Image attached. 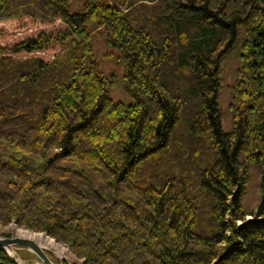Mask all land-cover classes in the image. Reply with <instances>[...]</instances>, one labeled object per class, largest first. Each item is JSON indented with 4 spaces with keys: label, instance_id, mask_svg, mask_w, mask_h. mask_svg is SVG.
<instances>
[{
    "label": "trees",
    "instance_id": "1",
    "mask_svg": "<svg viewBox=\"0 0 264 264\" xmlns=\"http://www.w3.org/2000/svg\"><path fill=\"white\" fill-rule=\"evenodd\" d=\"M10 18L61 25L0 45V225L67 245L63 264H264V208L241 201L264 165V0H0ZM92 30L123 52L134 103L89 60ZM0 264L19 263L0 248Z\"/></svg>",
    "mask_w": 264,
    "mask_h": 264
},
{
    "label": "rangeland",
    "instance_id": "2",
    "mask_svg": "<svg viewBox=\"0 0 264 264\" xmlns=\"http://www.w3.org/2000/svg\"><path fill=\"white\" fill-rule=\"evenodd\" d=\"M113 1L115 0H105ZM85 0H70V10L72 12H81L83 10ZM214 5H220L223 0H211ZM232 3L228 2V9H232ZM61 22L56 21L54 24H43L39 20H33L31 18H10L0 20V45L12 44L13 42L26 37L28 35L35 34L42 29L51 30L59 27ZM92 41L94 45V51L90 56L97 60L100 68H102L106 74L115 75L120 81L118 86H114L111 89L110 95L115 101H122L126 104H132L135 102L134 97L123 84L125 66L123 62V52L119 47L109 44L104 35H100L97 30H92ZM246 37L245 27L240 25L237 38L233 47L223 56L221 60V88L218 96V105L221 109L222 124L226 131L232 128V116L228 110V105L232 98L231 86L235 83L237 70L240 67V54L243 41ZM59 50L49 49L48 55L43 57L48 58ZM264 155V149H263ZM241 160H245L244 154L240 155ZM249 181L246 185L245 191L242 194L241 201L243 207L251 212H256L260 207L264 208V165H260L258 162L249 164ZM251 217V216H249ZM19 227V228H18ZM19 231H25L28 234H39L43 237L49 238L54 245H57L64 255L60 256L55 251L45 248L47 253L52 255V259L57 264H63V261L70 262L72 258L70 248L60 242H57L54 238L47 236L46 233H38L39 231L30 230L28 228L20 227L15 222L8 225H0V236H20ZM33 231V232H32ZM29 238V237H27ZM15 252L13 253L17 258L19 264H42V261L37 254L24 247L13 246Z\"/></svg>",
    "mask_w": 264,
    "mask_h": 264
},
{
    "label": "water",
    "instance_id": "3",
    "mask_svg": "<svg viewBox=\"0 0 264 264\" xmlns=\"http://www.w3.org/2000/svg\"><path fill=\"white\" fill-rule=\"evenodd\" d=\"M13 246H24L32 251H34L37 256L40 258L42 261V264H57L47 253L46 249L40 246L37 242L27 239V238H22L19 236H0V248L6 250L10 255H12L16 260L17 258L15 257L14 254L8 251L7 248H11Z\"/></svg>",
    "mask_w": 264,
    "mask_h": 264
},
{
    "label": "bare ground",
    "instance_id": "4",
    "mask_svg": "<svg viewBox=\"0 0 264 264\" xmlns=\"http://www.w3.org/2000/svg\"><path fill=\"white\" fill-rule=\"evenodd\" d=\"M19 234H20L19 237H22V238H27V237H29V238H27V239H31V240L37 242V243H38L40 246H42L43 248H49V249L55 251V252H56L57 254H59L60 256L64 255V254L62 253V250H61L57 245H54V244L52 243V241H51L49 238H47L46 236L43 237V236H41V235H39V234H31V233L28 234V233L25 232V231H19ZM7 249H8V251L11 252L12 254L15 252V250H14L13 247H11V248H7Z\"/></svg>",
    "mask_w": 264,
    "mask_h": 264
}]
</instances>
